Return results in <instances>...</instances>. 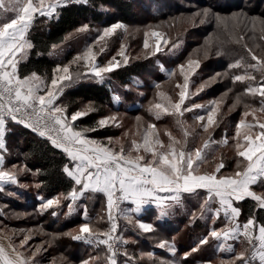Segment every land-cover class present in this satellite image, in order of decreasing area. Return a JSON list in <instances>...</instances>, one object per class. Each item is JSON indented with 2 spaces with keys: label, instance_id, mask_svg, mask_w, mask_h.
Masks as SVG:
<instances>
[{
  "label": "snow or ice",
  "instance_id": "obj_1",
  "mask_svg": "<svg viewBox=\"0 0 264 264\" xmlns=\"http://www.w3.org/2000/svg\"><path fill=\"white\" fill-rule=\"evenodd\" d=\"M58 5L67 6V0H35V2L34 0H0V17H3L0 20V150L6 149L5 136L8 131L7 122L10 119L37 133L40 137L46 138L55 149L61 150L66 155L68 163L63 166L62 172L74 182V186L66 195L62 194L64 199L75 202L86 191L102 193L106 196L108 219L111 221V227L103 233L104 239L99 238V235L90 228L89 223L81 224L78 234L68 233V235L75 241L85 240L92 243L95 240L106 245L111 254L109 264H117L116 255L119 242V237L114 235L118 225L113 213H119L131 222L134 214H142L146 206L152 204L160 209L159 220L166 218L169 210L174 205L181 203L183 194L196 193L197 190H204L207 194L204 202L200 205V218L203 219L207 212L213 211V203H218L219 207L214 209L215 218H218L220 212L223 211L228 220V225L221 229L213 227L208 236L200 239L197 247L192 248L191 252H196L201 245L207 244L209 237L216 240L221 238L228 240L238 236L242 229L243 235L254 249L251 259L255 260L258 256L261 264H264V224L258 228L259 235L253 238L252 232L256 225L255 216L250 215L241 226L238 222L241 209L234 204V202L251 198L256 202L259 209H264V194H257L251 190V186L264 178V122H258V132L252 131L257 126L256 124L246 123L243 118L237 122L235 138L242 137L244 143L242 144L239 139H236V154L247 163L244 164L241 171H236L234 175L230 176H218L216 174L224 167L223 162L216 166L214 172L200 174L194 165L202 162V149L196 148L194 151H187L185 148L187 140L185 139L184 143H181L171 132L166 133L169 142L165 145L159 137L156 125L152 123H149L143 131L142 142L133 138L128 148L121 143L119 138L108 137L106 141H101L88 137L86 133L109 126L115 122L116 117H102L96 122V127L77 130L75 122L95 111V108L89 104L84 110L75 111L69 116L66 106L57 103L59 94L67 84L85 78L89 74L102 82L105 74L120 66V62L116 61L115 57L107 65L100 66L95 63L97 54L93 50V46H89L82 54L75 56L69 64L57 65L50 85H45L42 78L35 72L22 78L18 72L20 61L33 47L27 39V33L36 14L52 17ZM214 9L215 6L199 9L191 14V19L194 22L197 17H200L201 23H203L204 19L211 17L225 27L231 24L233 31L242 21L249 20L247 14L242 10L226 17ZM256 19L253 17L250 20L253 31L256 30ZM88 29L89 25L85 24L77 31L84 32ZM118 29L127 31V27L122 23L111 24L103 28L97 41H103L105 38L113 36ZM259 31L261 39H264V19L260 20ZM149 36L155 38V49L151 54L161 52L160 42L163 34L158 31L145 32L144 47L146 49L150 48ZM243 39V36L239 37V40ZM164 43L168 44L169 42L165 40ZM175 46L173 45V47ZM52 47L55 49L58 46L53 45ZM244 48L251 57V61L254 62L246 63L241 57L229 63L228 70H244V74L231 77L233 83L254 81L256 79L252 75L254 72H259L264 78V56L257 55L247 44L244 45ZM220 54L217 52V55ZM119 55L124 56L123 46ZM208 55L209 53L206 51L205 56ZM80 61L84 62L87 72L83 74L71 72V66ZM124 63H127V58L124 59ZM177 67L183 76V84L177 85L180 88L179 99L173 103L171 98L164 93H158L167 103H155L149 107V111L154 112L157 119L162 113L183 117L185 111L203 108L202 105L195 104L182 111V106L189 99L190 78L200 67V61L189 59L186 64H180ZM174 74L173 71L170 76ZM221 75L227 77L229 71H225L223 74L217 73L211 79L215 80ZM156 87L159 88V85ZM203 87L201 85L198 91H202ZM245 92L252 95L258 94L262 98L261 104L264 105V83H261L259 87L249 86ZM226 95L227 93H224L220 100L210 102V110L206 112V116L196 117L199 121L206 120V123L203 124L205 132L217 124L219 105L223 103V96ZM118 99L119 97H114V100ZM240 99L241 97L237 95L236 103H239ZM247 107L245 105L246 109ZM252 111L254 113L256 110L253 109ZM260 111L264 112V106L260 108ZM249 115V111L245 110L243 117ZM178 123L183 127V121H178ZM125 135L128 134L125 133ZM188 135L189 133L185 131V138ZM208 143L209 141L205 140L203 146L206 148ZM224 143H227L226 139ZM114 145L119 146L118 150ZM141 151L144 154H141ZM146 154H150V159L146 158ZM3 163L4 156L0 154V166ZM6 182L12 184L17 182L14 171L0 170V183ZM39 186L37 185V187ZM76 186H80L79 190ZM158 193H171L172 195L161 197ZM40 199L39 208L41 211L59 206L61 203L60 196L46 200L43 197ZM124 202H131L133 207L122 208L121 205ZM68 207L71 212L72 204H69ZM52 215H56L55 211ZM195 218L194 213L192 219ZM136 223L139 229L145 233L154 230L152 223L141 220H137ZM31 238L30 233L24 235L19 247L23 248ZM254 239L259 241L258 246L253 243ZM159 246L161 248L167 247L170 252L175 253L173 244L162 242ZM228 251H232L231 247L228 248ZM39 252L40 247H37L31 256H26L18 250L13 240L8 238L7 246L0 243V264H36L35 256ZM190 254L185 253V259ZM146 255L151 257L152 253L149 252ZM231 264H249L246 252L241 251L235 256Z\"/></svg>",
  "mask_w": 264,
  "mask_h": 264
},
{
  "label": "rangeland",
  "instance_id": "obj_2",
  "mask_svg": "<svg viewBox=\"0 0 264 264\" xmlns=\"http://www.w3.org/2000/svg\"><path fill=\"white\" fill-rule=\"evenodd\" d=\"M86 1L87 0H67V3ZM217 1H215L214 3L216 4ZM222 1L224 2V0H221V2ZM244 3L246 6H248V8H240L238 10H231L229 12H221L214 9L215 11L226 17L230 16L234 12H240L241 10L247 14L249 20L242 21V23L233 31L231 24H229L228 27H225L223 24H218L216 20L211 17L204 19L203 23H201L200 17H197L194 22L192 21L191 14L198 11L199 9L211 6L208 3H206V5H202L199 4L197 0H137L134 7L136 16L135 19L127 22L118 19H110L97 23L85 21L81 23L76 29L67 34L65 41L62 44L58 45L57 48L52 50L51 56L53 58H56L57 61L60 62V65H67L70 61L73 60L75 56H77L78 54H82L87 47L93 46V50L97 54L95 63L100 66L107 65L109 61H112L113 57L116 58V61L120 62V66L125 65V58H127L126 64L131 63L135 60L146 61L148 64H150L149 68L152 73H146V79L138 78L139 81L137 86L135 85L125 87L116 85V92L114 93V95L115 97H119V99L115 100V102L122 99L124 103H129L132 100L125 98L127 97V94L133 93L135 99L146 102V105L149 102L148 107L149 105L151 106L155 103H167L164 99H162L160 95H158V93H164L167 97L171 98L173 103L178 101V93L180 91V88L177 85L183 84V76L180 74L177 66L180 64H186L189 59L199 60L200 67L190 78L188 89L189 99H187L185 101V104L182 106V111L185 108H191V106L195 104L202 105L203 108H193L191 111H185L183 117L162 113L160 118L158 120L155 119L154 122H152V120L150 122H144L143 118L140 115H136L135 118H128L129 116L125 115L121 111L111 110H109L102 117H116L115 122L111 123L109 126L119 127L120 129H122V131L119 132L117 137L112 138H119L121 143H123L126 148L130 147L131 140L133 138H135L138 142H142L143 131L146 129L149 123H152L156 125L159 137L165 143V145H167V143L169 142L166 133L171 132L176 139L181 141V143H184L185 139L187 140L185 146L187 151H194L196 148L202 149L203 160L197 165H194V167L198 168L200 174L214 172L216 166L219 163L223 162L224 167L221 168L220 172L216 174L218 176L234 175L236 171H241L244 164L247 163L242 157H238L236 154V139H239L242 144L244 143L242 137L235 138L236 124L240 119L243 118L245 119L246 123L256 124L257 126L252 131L258 132V122H264V112L260 111V108L264 106L261 104L262 98L258 94L252 95L244 91L245 94L250 95V100L248 99L249 103H243L241 99L239 103H236L237 96H235L232 103L227 104V99L231 97L229 95V92L223 91V93H218L217 95H215V97H212L210 91L207 88L219 82L223 83V81L226 80V78H229L230 74L233 72H235L236 74H244L243 69L228 70V64L241 57L244 58V61L246 63L254 62L251 61V57L248 55L246 49L244 48L245 44L251 47L257 55L264 56V39H261V33L259 31L260 20L264 19V14L260 13L262 10H264V4H262V1H260V3L258 4L259 11H253V6H255L256 3L254 0L251 2L244 0ZM105 9H107V7H105ZM253 17L257 18L255 31H253L252 24L250 22L251 18ZM118 22L124 24L127 27V31H124V29H118L113 36L107 37L103 41H97V38L102 33L104 27ZM85 24L89 25V29L84 32H78L77 29L81 28V26ZM150 31H158L163 34V38L160 42L162 51L159 53L151 54V52L155 49L154 37H148L150 48L146 49L144 47L145 32ZM240 36H243L244 39L239 40ZM165 40H167L169 43L165 44ZM173 45L176 46L173 47ZM122 46L124 50L123 57L119 55ZM101 48H103V51H101ZM206 51L209 53L207 57L205 56ZM217 52L221 54L217 55ZM209 59H219V61L216 60V62L209 65L208 62H211V60L208 61ZM174 60H178L179 62L177 64L170 63L175 62ZM220 65H223L222 67L224 69L222 67L220 68ZM70 71L73 73L80 72L83 74L87 72V69L84 66V62L80 61L77 64H73L70 68ZM173 71L175 74L170 76V73H172ZM225 71H229V77L221 75L215 80L211 79L212 77L216 76L217 73L223 74ZM110 73L111 72L105 74L103 81L109 78ZM153 73H155L156 75L154 76ZM252 75H254L256 79L250 82L245 81L247 82L248 86L251 85V87H259L261 83H264V78H262L259 72H254L252 73ZM41 78L44 81L45 85H50V82H47L43 77ZM92 82L101 81L89 74L85 78H82L71 84H67V86L63 88V91L59 94L57 103L63 106L62 101L69 91L80 84H87ZM148 82H152L154 84L155 87L153 90L148 88ZM156 85H159V88H157ZM201 85L204 86L203 90L198 91ZM224 93H227V95L223 96V103L219 105V112L217 117L219 116V113L221 112L223 106L226 105L229 113L227 112V115H225L224 113L226 119L222 122L226 124V132H224V134L220 138H215L214 136H212V132L219 123V119L217 118L216 125L212 126L207 132H205L203 129V124L206 123V120L199 121L196 119V117L200 115L206 116V112L210 110V102L213 100H220L222 98V94ZM241 102L242 110L240 109V111L236 113L235 116L234 108L241 104ZM89 104H91L89 101H84L81 104L80 110H84ZM245 105L248 106L247 109L245 108ZM253 109L256 110L254 113L252 111ZM245 110L249 111L250 113L248 117H243V113ZM178 121H183V127L178 123ZM185 131L189 133L186 138L184 136ZM125 133H127L128 135L126 136ZM87 136L95 139L89 135ZM191 139L192 141L195 139V146L191 147L190 145H188L189 142L191 144ZM225 139L227 140V143H224ZM106 140L107 139L101 141ZM205 140L209 141L206 148L203 146ZM219 146L221 147L219 148ZM114 147L118 150L119 146L114 145ZM141 154H144L143 151H141ZM228 157L234 158V160L232 161L233 166H231V168L229 169H227V167L225 166L227 164L226 158ZM146 158L150 159V154H146ZM215 160L216 163H214ZM204 166H209L210 171L204 172L202 169V167ZM8 169L10 170L11 167H9ZM4 187L5 186H0V190L4 189ZM254 188L259 189L255 191L257 194H264V178L258 181V183L254 185ZM191 194L193 193L188 194L187 197L185 196L181 200L180 204L174 205L169 210L170 215L168 217L173 216L174 220H176V216L179 215V212L187 214V217H193V214L195 213V219L198 221V223L204 224L205 227H203V229L205 232L210 231L213 227L216 229H221L228 225V220L222 215H219L218 218H215L213 207L214 203L212 204L213 211L207 212L204 218L201 219L200 205L204 202L207 194L204 190H197L194 195ZM0 215L5 216L3 202H0ZM124 219L125 218L123 217V220ZM140 219L141 218L133 216L131 222H129V220L127 219L128 231L127 233H125V235L123 234V238L125 237V240L127 242H134L135 238L133 237V235H139L137 234L138 232H141V234L144 233L143 230L139 229L138 224L136 223V221ZM219 224L220 226H218ZM260 225L261 223L256 222V225L252 232L253 238L259 235L258 228ZM29 233L33 238V236L37 234H43V231L37 228L25 229L20 226H10L8 223L4 222L3 219H0V237L3 239L11 238L14 244L18 247V250L23 252L26 256H31L32 252L35 251L37 247H40V252L35 256L36 264H46L45 262H43V260L47 258V260L50 259L47 264H60L62 260L65 259L66 256L62 253L57 255L55 254V257L48 254V256L46 254L44 255L43 250L46 251V249H43V242L39 241H31V243H29L28 241V243L26 244L29 245L28 248L25 246H23V248H20V241L23 239L24 235H27ZM201 234L202 233H198L196 235V237H198L196 238L197 242H199L200 239L203 238ZM209 239L212 240L211 237H209ZM138 242L140 241L137 240L136 245H140V243ZM162 242L173 244L175 247V253L170 252L167 247H160L161 249L168 251L170 255L165 258L159 256L149 257L146 254L149 252H153L151 248H148L149 244H144L142 246L140 245L137 249V255L134 254V252L128 247V252H126L127 255H125V259L121 260L120 262L117 261V264H231L235 256L238 255L241 251L246 252L249 264H253V262L255 261L261 264L258 256L255 260L251 259L252 251L254 249L251 245H249L248 240L244 235H242L240 238L238 245L240 247L238 249L236 247H233L231 243L228 244L227 240H225L224 245H220V247L224 246L227 250L229 247H231L232 255L228 256L222 255L221 252L217 253L216 255H213L212 253H206L205 249L202 255L193 254V252H191L192 248L186 251L184 250L182 252L177 249V244L174 239L161 240L159 244H161ZM187 242H192V239L190 238L189 240H187ZM254 244L258 246L259 241L256 240ZM99 245L104 247L101 244ZM200 249L201 247L198 248V251ZM105 252L107 253V260H104L105 258L101 254H98L88 262L93 260L95 264H109L110 253L107 250ZM185 253L191 254L185 259Z\"/></svg>",
  "mask_w": 264,
  "mask_h": 264
},
{
  "label": "trees",
  "instance_id": "obj_3",
  "mask_svg": "<svg viewBox=\"0 0 264 264\" xmlns=\"http://www.w3.org/2000/svg\"><path fill=\"white\" fill-rule=\"evenodd\" d=\"M136 1L87 0L86 2H69L67 6H57L52 17L36 15L27 34V38L33 47L28 50L27 57L19 63V75L22 78L35 72L47 82H50L54 74V69H56L57 65H60V62L51 56V52L54 49L52 47L53 45L58 46L62 44L67 34L85 21L97 23L110 19H118L127 22L135 19L134 7ZM197 1L202 5L208 3L211 6H215V9L221 12L248 8L244 0H224V2H221V0ZM215 1H217L216 4L214 3ZM247 1L251 2L253 0ZM254 1L256 3L253 6V11H257L259 9L258 4L260 1L264 4V0ZM260 13L264 14V10ZM210 60L211 62H208L209 65L216 62V60L219 61V59H209L208 61ZM178 62L176 60L170 63L177 64ZM222 66L220 65V68ZM149 67L150 64L146 61L135 60L116 68L110 73L109 78L103 82L80 84L69 91L62 101V105L66 106L69 116L73 112L80 110L81 104L84 101H89L95 108V111L75 122L76 129L96 127V122L109 110L121 111L129 116L128 118H135L136 115H140L144 122L158 120L154 112L149 111V102L146 105V102L135 99L133 93L127 94L126 98L122 97L131 99L132 101L129 103H124L122 99L117 102L114 100L116 85L125 87L137 86L138 78L146 79V73H152ZM153 75L155 76L156 74L153 73ZM233 75L237 74L233 72L223 83L213 84L207 89L210 91L212 97H215L218 93H223V91L229 92L231 97L227 99V104L232 103L234 97L237 95L241 97L243 103H249L250 95L245 94L244 91L251 85L248 86L247 82L233 83L231 80ZM154 87L152 82H148L149 89L153 90ZM242 102L234 108L235 116L240 109L242 110ZM227 112L228 108L225 105L217 117L219 123L212 132V136L215 138H220L226 132V124L222 122L226 119L225 115H227ZM9 124L12 131V140L9 143L11 153L8 159L12 162L11 165H14L19 182L16 185H6L4 189L0 190V200H2L0 202L4 203L5 215H0V219H3L10 226H20L25 229L37 228L43 231V234L33 236L29 240V243L31 241L43 242V249H46V251L43 250L44 255L48 254L55 257V254H64L66 257L60 264H84V262H87V264H95L93 260L88 261L98 254H101L105 258L104 260H107V253L104 247L94 242L89 243L85 240L75 241L68 235V233H72L73 235L78 234L79 226L83 223H89L90 228L98 235L106 230L108 219L104 194L87 191L75 202L70 199H64L63 195H66L74 186V182L62 172L63 166L68 163L66 155L61 150L55 149L46 138L40 137L30 129L11 121ZM121 131L122 129L119 127L107 126L98 131L88 132L87 135L95 139L105 140L108 137H117ZM194 140L192 141L191 139V144L189 142L188 145L191 147L195 146L196 142ZM233 160L234 158L231 157L226 158L227 164L225 166L227 169L233 166ZM214 163H216V160ZM202 169L204 172L210 171L209 166H204ZM37 185L40 186L37 187ZM76 187L79 190L80 186ZM256 190L259 189L257 188ZM57 196L61 197L59 206H53V208L45 211L40 210L41 197L46 200ZM69 204H72L71 212L69 211ZM213 207L214 209L216 208L215 206ZM238 207L241 209L240 222H246L250 215H253L257 223L264 224V209H259L256 202L251 198H246L244 201L238 202ZM54 211L56 213L55 216L52 215ZM178 214L176 220H174L173 216L153 220L148 215H142L140 220L152 223L154 230L148 233L144 232L143 234L138 232L137 234L139 235H133L135 238L134 242H127L124 237L122 253L119 256L118 262L125 259V253L128 252V247L137 255L138 247L144 244H149L148 248L153 250L152 257H168L170 253L161 249L159 246L161 240L174 239L177 244V249L182 252L196 247L199 244L196 240L198 238L196 235L202 233L201 235L205 237L209 231L205 232L203 229L205 227L204 224L198 223L192 217H187V214L183 212H179ZM133 217L137 216L133 215ZM127 225V219H124L122 223V233L124 235L128 231ZM190 238L192 242H187ZM137 240L140 241L138 242L140 245H136ZM224 244V240L212 238V240L209 239L207 244L201 245V249L193 252V254L202 255L205 249L206 253H212L213 255L220 252L225 256L232 255V251H228L224 246L222 248L220 247V245ZM25 247L28 248L29 245H25ZM47 259L43 260L46 264L50 260ZM256 262H253V264H260Z\"/></svg>",
  "mask_w": 264,
  "mask_h": 264
},
{
  "label": "crops",
  "instance_id": "obj_4",
  "mask_svg": "<svg viewBox=\"0 0 264 264\" xmlns=\"http://www.w3.org/2000/svg\"><path fill=\"white\" fill-rule=\"evenodd\" d=\"M3 19V17H0V20H2ZM28 39V38H27ZM27 54H28V52H27ZM18 56L20 55V54H17ZM25 57H27V55L25 56ZM24 57V58H25ZM9 122L10 121H8L7 122V128H8V131H7V133H6V136H5V140H6V149L5 150H0V154H2L3 156H4V163H3V165L2 166H0V170H5V171H14L15 172V169H14V165H11V163L12 162H10V159H8V156H9V154L11 153V150H10V141L12 140V131H11V126H10V124H9ZM9 167H11V169L9 170L8 168ZM16 173V172H15ZM226 176V175H225ZM16 177H17V174H16ZM18 177H17V182L15 183V185L16 184H18ZM2 184V185H1ZM6 185H13L12 183H8V182H6V183H0V186H6ZM251 190L252 191H256V189L254 188V185L253 186H251ZM87 192V191H86ZM85 192V193H86ZM84 195V194H83ZM82 195V196H83ZM158 195L159 196H161V197H168V196H170V195H172L171 193H158ZM191 195H194V193L193 194H191ZM82 196H79L78 197V199H80ZM105 196V195H104ZM187 197L188 196V193H185V194H183L182 195V197H181V200L184 198V197ZM105 198H106V196H105ZM77 199V200H78ZM188 200V199H187ZM234 204H235V206L236 207H238V202H234ZM107 205V204H106ZM213 206H215L216 208L217 207H219V205H218V203H214L213 204ZM131 207H133V205L131 204V202H124V208L125 209H127V208H131ZM159 211H160V209H158V208H156L155 207V205H152V204H150V205H148V206H146V209L145 210H143L142 211V214H139V215H136V214H134V216H137L138 218H140L142 215H148L151 219H153V220H155V219H158V215H159ZM215 214V213H214ZM168 215H170V214H168ZM220 215H222L224 218H225V216H224V213H223V211H221L220 212ZM168 217V216H167ZM166 217V218H167ZM161 219H165V218H161ZM160 220V219H159ZM238 222L241 224V226L243 225V223L242 222H240V220H239V218H238ZM101 235V234H100ZM100 235H99V237H100ZM243 235V232H242V229H241V233L238 235V236H235V237H232V238H229L228 240H227V243L229 244V243H231L232 244V246L233 247H236L237 249L240 247V246H238L239 245V241H240V238H241V236ZM222 240H224L223 238H221ZM95 244H98V242H96L95 240L93 241ZM224 242H225V240H224ZM0 243H3L5 246H7V244H8V239H3V238H1L0 237Z\"/></svg>",
  "mask_w": 264,
  "mask_h": 264
},
{
  "label": "built area",
  "instance_id": "obj_5",
  "mask_svg": "<svg viewBox=\"0 0 264 264\" xmlns=\"http://www.w3.org/2000/svg\"><path fill=\"white\" fill-rule=\"evenodd\" d=\"M8 121H11L10 119ZM13 122V121H11ZM15 123V122H14ZM23 126V125H22ZM37 134V133H36ZM122 208H124V203L121 205ZM113 215L115 216L116 218V223L118 225V228H117V231L116 233H114L115 236L119 237V242H118V247H117V255H116V260L118 261L119 260V256L122 252V243H123V233H122V221H123V215L119 214V213H113ZM111 227V221H109L108 219V223H107V228L104 232L108 231ZM103 232V233H104ZM103 233L100 235V239H104V236H103ZM256 240L254 239L253 240V243L255 242ZM101 244V243H99ZM105 247V249L107 250V246L104 245V244H101ZM108 251V250H107ZM111 255V254H110Z\"/></svg>",
  "mask_w": 264,
  "mask_h": 264
}]
</instances>
